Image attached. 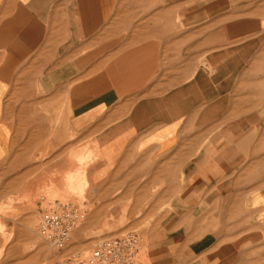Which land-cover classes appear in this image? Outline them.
I'll list each match as a JSON object with an SVG mask.
<instances>
[{
    "label": "crops",
    "instance_id": "1",
    "mask_svg": "<svg viewBox=\"0 0 264 264\" xmlns=\"http://www.w3.org/2000/svg\"><path fill=\"white\" fill-rule=\"evenodd\" d=\"M78 141L162 185V264H264V0H0L5 189Z\"/></svg>",
    "mask_w": 264,
    "mask_h": 264
},
{
    "label": "rangeland",
    "instance_id": "2",
    "mask_svg": "<svg viewBox=\"0 0 264 264\" xmlns=\"http://www.w3.org/2000/svg\"><path fill=\"white\" fill-rule=\"evenodd\" d=\"M50 154L33 156L25 165L28 177L7 189L2 166L0 264H80L100 240L128 232L139 237L136 264L164 262L163 245H156L155 240L164 238L161 225L170 207L160 195L162 185L150 186L148 165H122L108 178L92 180L89 169L100 153L90 142L78 141L64 152L62 156L73 162L70 169L55 171L43 165ZM82 167L88 182L79 190L76 185ZM49 201L71 203L79 212L64 247L52 245L38 233Z\"/></svg>",
    "mask_w": 264,
    "mask_h": 264
},
{
    "label": "built area",
    "instance_id": "3",
    "mask_svg": "<svg viewBox=\"0 0 264 264\" xmlns=\"http://www.w3.org/2000/svg\"><path fill=\"white\" fill-rule=\"evenodd\" d=\"M38 225V233L56 247L67 245L70 233L79 220L71 203L47 202ZM139 237L128 232L100 240L80 264H136Z\"/></svg>",
    "mask_w": 264,
    "mask_h": 264
},
{
    "label": "bare ground",
    "instance_id": "4",
    "mask_svg": "<svg viewBox=\"0 0 264 264\" xmlns=\"http://www.w3.org/2000/svg\"><path fill=\"white\" fill-rule=\"evenodd\" d=\"M97 151H99L98 149H97ZM82 162V161H81ZM84 167V166H83ZM81 168V174H79V182H77V188L79 189V190H81L85 185H86V183L88 182L87 181V179H86V175L84 174V168ZM77 174V173H76ZM74 176V175H73ZM75 177V176H74ZM73 178V177H72ZM71 180V179H70ZM1 249V248H0Z\"/></svg>",
    "mask_w": 264,
    "mask_h": 264
}]
</instances>
